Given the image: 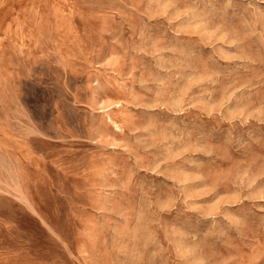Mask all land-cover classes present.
I'll use <instances>...</instances> for the list:
<instances>
[{"label":"rangeland","instance_id":"374dc122","mask_svg":"<svg viewBox=\"0 0 264 264\" xmlns=\"http://www.w3.org/2000/svg\"><path fill=\"white\" fill-rule=\"evenodd\" d=\"M0 264H264V0H0Z\"/></svg>","mask_w":264,"mask_h":264}]
</instances>
